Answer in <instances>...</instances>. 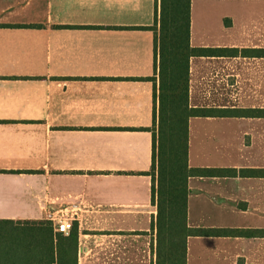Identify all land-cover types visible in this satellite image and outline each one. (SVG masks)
<instances>
[{
	"label": "crops",
	"instance_id": "crops-1",
	"mask_svg": "<svg viewBox=\"0 0 264 264\" xmlns=\"http://www.w3.org/2000/svg\"><path fill=\"white\" fill-rule=\"evenodd\" d=\"M220 1L192 0L190 43L236 51L191 58L190 104L264 110V0H239L240 14ZM161 9L162 0H0V220L73 217L78 264H159ZM218 9L228 39L196 27L197 10ZM189 122L190 166L238 171L190 178L189 227L260 232L190 236L187 264H264V117Z\"/></svg>",
	"mask_w": 264,
	"mask_h": 264
},
{
	"label": "trees",
	"instance_id": "trees-1",
	"mask_svg": "<svg viewBox=\"0 0 264 264\" xmlns=\"http://www.w3.org/2000/svg\"><path fill=\"white\" fill-rule=\"evenodd\" d=\"M192 0H162L156 26L160 34V137L154 133L153 204H158L159 264H187L190 236H235L258 230L194 228L188 225L189 180L193 176L234 177V168H193L189 164L190 119L198 116L264 117V110L202 108L190 104L191 58L232 54L236 50L195 48L191 45ZM156 125V121H155ZM158 170V173H157ZM157 173L158 184H157ZM242 176L257 175L244 169ZM56 231L51 220H0V264H78L79 230Z\"/></svg>",
	"mask_w": 264,
	"mask_h": 264
},
{
	"label": "rangeland",
	"instance_id": "rangeland-1",
	"mask_svg": "<svg viewBox=\"0 0 264 264\" xmlns=\"http://www.w3.org/2000/svg\"><path fill=\"white\" fill-rule=\"evenodd\" d=\"M223 1V2H222ZM220 1V5L219 7L223 9V13L224 14H229V13H235V14H240V6H239V0H222ZM239 6V8H238ZM220 9L218 10H206V11H202V10H197L196 11V27L198 28V31L202 34V35H207L210 38L211 37H224L225 39L229 38L230 33L229 32H225L223 31V28L221 26V21L219 20L217 25L216 23H214L217 18L219 19V15H220ZM213 20V21H212ZM212 21V26L211 27L210 23ZM210 28V29H209ZM209 29V30H206ZM156 131V128H155ZM160 137V123H159V130H158V136L157 139L159 140ZM221 154H219L218 152L213 153L212 157L210 158L211 160L214 161H220L221 159Z\"/></svg>",
	"mask_w": 264,
	"mask_h": 264
},
{
	"label": "built area",
	"instance_id": "built-area-1",
	"mask_svg": "<svg viewBox=\"0 0 264 264\" xmlns=\"http://www.w3.org/2000/svg\"><path fill=\"white\" fill-rule=\"evenodd\" d=\"M50 220L54 222L56 231L69 234L73 228L75 219L65 214H60L58 216L50 217Z\"/></svg>",
	"mask_w": 264,
	"mask_h": 264
}]
</instances>
